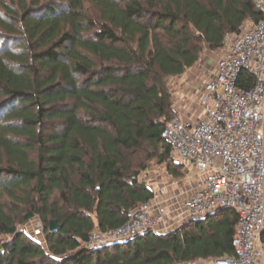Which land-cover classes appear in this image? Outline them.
I'll use <instances>...</instances> for the list:
<instances>
[{"label":"trees","instance_id":"trees-1","mask_svg":"<svg viewBox=\"0 0 264 264\" xmlns=\"http://www.w3.org/2000/svg\"><path fill=\"white\" fill-rule=\"evenodd\" d=\"M262 18L253 0H0V264L234 255L239 218L230 208L98 250L85 243L155 198L141 178L148 160L184 178L162 137L177 117L169 80ZM253 82L240 74V86ZM37 215L42 241L22 229Z\"/></svg>","mask_w":264,"mask_h":264},{"label":"built area","instance_id":"built-area-1","mask_svg":"<svg viewBox=\"0 0 264 264\" xmlns=\"http://www.w3.org/2000/svg\"><path fill=\"white\" fill-rule=\"evenodd\" d=\"M253 2L263 18L227 37L221 57L210 63V79L194 88L203 114H177L162 132L173 159L193 168L189 197L170 209L166 189L160 188L154 199L132 208L120 228L95 231L85 243L88 249L126 243L150 231L164 234L230 208L239 218L235 254L187 264H264V0ZM242 72L254 78L251 87L239 85ZM176 79L181 82L176 91L191 84L183 75ZM29 235L42 241L43 229Z\"/></svg>","mask_w":264,"mask_h":264},{"label":"crops","instance_id":"crops-1","mask_svg":"<svg viewBox=\"0 0 264 264\" xmlns=\"http://www.w3.org/2000/svg\"><path fill=\"white\" fill-rule=\"evenodd\" d=\"M210 60V57L202 56L201 60L198 62L201 63V61H208ZM197 64V65H198ZM191 70L195 72V68L193 67ZM205 72V71H204ZM202 82L196 81V83H191L190 86L187 88H179L177 89L176 93L174 94V111L180 115V116H188L193 115L194 117H199L203 114V109L201 106V103H199L198 95L196 94V91L194 90L195 87H199V85H203V83L208 82L210 79V69L204 73ZM197 80V79H196ZM184 178L176 180L175 182L172 181L170 177H166L164 179L163 183H160L158 179L160 177H157L154 174V171L147 170L146 173H144L142 178V181L148 182L150 188L156 193L160 188L166 189V194L163 196V198L166 200L167 206L170 209H174V207L180 206V201L184 200V198L189 197L190 190L192 188L193 184V177L189 174H192L193 168L188 167L184 170ZM189 172V173H188ZM166 175V174H165ZM170 181V182H169ZM179 226V225H174ZM264 246V244H263Z\"/></svg>","mask_w":264,"mask_h":264},{"label":"rangeland","instance_id":"rangeland-1","mask_svg":"<svg viewBox=\"0 0 264 264\" xmlns=\"http://www.w3.org/2000/svg\"><path fill=\"white\" fill-rule=\"evenodd\" d=\"M6 45V43L4 41H1L0 42V47H4ZM9 47H13V46H9ZM222 55V51L221 50H218V51H211L209 49H207L203 56L205 57H210V60L208 61H201V63H199L198 65H196L194 68H195V72H193V70H191V73L188 77H187V74L190 72H186L184 75H183V78H186L188 79L189 82L191 83H196V81L198 82H202V79H203V75L205 72H207L209 69H211V65L210 63H215ZM205 71V72H204ZM197 79V80H196ZM180 79H176V78H173V79H170L169 80V87L172 91V93H174L173 91H176L174 90V88L176 89L178 85L181 84V82L179 81ZM59 124L58 123H55L54 125H51L50 127H54V128H58ZM166 168H167V164H162L160 165L157 161V159H152V160H148L147 161V170H150V171H154V174L157 176V177H160V179H158V181L160 183H163L164 182V179H166V177H169L167 175V172H166ZM143 172L142 176L144 175ZM166 174V175H165ZM171 178V177H170ZM172 181H176L174 180L173 178H171ZM183 179V178H182ZM170 182V181H169ZM178 207H175L174 210H177ZM37 227H41V229L44 228V221L43 219L41 218L40 215H37L34 217V219L27 225L25 226H22V229L25 230L28 234H31L32 232H34V229H36ZM44 239V229H43V237L41 238V240ZM1 243L4 242V241H7L9 240L8 237H2L1 239Z\"/></svg>","mask_w":264,"mask_h":264},{"label":"water","instance_id":"water-1","mask_svg":"<svg viewBox=\"0 0 264 264\" xmlns=\"http://www.w3.org/2000/svg\"><path fill=\"white\" fill-rule=\"evenodd\" d=\"M60 228H61V226L58 224V222L56 220L50 221L49 229L51 230V232L57 233L61 230Z\"/></svg>","mask_w":264,"mask_h":264}]
</instances>
